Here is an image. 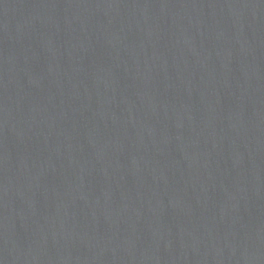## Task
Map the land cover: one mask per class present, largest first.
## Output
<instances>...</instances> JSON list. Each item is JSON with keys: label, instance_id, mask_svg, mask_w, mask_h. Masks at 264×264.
<instances>
[{"label": "water", "instance_id": "obj_1", "mask_svg": "<svg viewBox=\"0 0 264 264\" xmlns=\"http://www.w3.org/2000/svg\"><path fill=\"white\" fill-rule=\"evenodd\" d=\"M0 264H264V0H0Z\"/></svg>", "mask_w": 264, "mask_h": 264}]
</instances>
